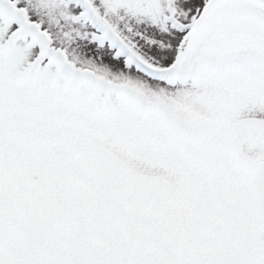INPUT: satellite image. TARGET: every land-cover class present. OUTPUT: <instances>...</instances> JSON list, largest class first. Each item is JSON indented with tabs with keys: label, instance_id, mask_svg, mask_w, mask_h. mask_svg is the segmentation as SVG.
<instances>
[{
	"label": "rangeland",
	"instance_id": "1",
	"mask_svg": "<svg viewBox=\"0 0 264 264\" xmlns=\"http://www.w3.org/2000/svg\"><path fill=\"white\" fill-rule=\"evenodd\" d=\"M88 1L166 69L210 0ZM162 81L81 0H0V264H264V177L225 142L264 119V5L219 0Z\"/></svg>",
	"mask_w": 264,
	"mask_h": 264
},
{
	"label": "water",
	"instance_id": "2",
	"mask_svg": "<svg viewBox=\"0 0 264 264\" xmlns=\"http://www.w3.org/2000/svg\"><path fill=\"white\" fill-rule=\"evenodd\" d=\"M89 15L102 30V32L112 40L115 45L130 59L132 64L142 73L151 77H160L167 74H174L181 67L195 35L212 7L219 0H210L198 20L193 25L188 41L177 59L176 63L167 69H154L142 62L126 44L110 30L97 16L88 0H81ZM264 5V0H259ZM225 140L230 147L235 158V164L245 174L264 177V119L257 117H245L238 120L235 125L225 133Z\"/></svg>",
	"mask_w": 264,
	"mask_h": 264
},
{
	"label": "trees",
	"instance_id": "3",
	"mask_svg": "<svg viewBox=\"0 0 264 264\" xmlns=\"http://www.w3.org/2000/svg\"><path fill=\"white\" fill-rule=\"evenodd\" d=\"M257 2L259 1V0H256ZM248 10H250V9H242V10H240V15L241 16H246V17H252L253 18V16H255L256 14L253 12H250V11H248ZM248 14V15H247ZM250 14H252V16L250 15ZM255 14V15H254ZM245 18V17H244ZM206 22V21H205Z\"/></svg>",
	"mask_w": 264,
	"mask_h": 264
}]
</instances>
